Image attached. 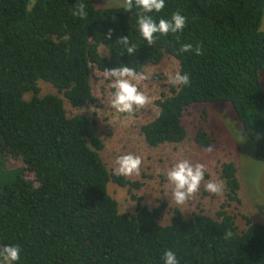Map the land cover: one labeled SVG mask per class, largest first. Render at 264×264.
Listing matches in <instances>:
<instances>
[{"label":"trees","instance_id":"16d2710c","mask_svg":"<svg viewBox=\"0 0 264 264\" xmlns=\"http://www.w3.org/2000/svg\"><path fill=\"white\" fill-rule=\"evenodd\" d=\"M79 2L0 0V244L20 245L17 264H161L166 248L177 252L180 264H264V223L246 216L239 231L224 210L217 219L201 212L185 219L171 208L170 223L159 224L165 203L142 205L131 192L141 183L107 169L93 122L67 116L63 105V99L76 108L93 101V70L122 62L144 71L169 56L190 83L168 84L155 101L158 115L140 126L145 143L182 142L187 108L225 102L254 159L264 164V0H166L156 15L179 11L187 22L181 33L151 46L123 7L83 0L88 15L81 19L72 14ZM124 35L137 45L131 56L120 43ZM186 42L199 45L200 54L180 53ZM42 85L63 99L40 95ZM193 139L201 147L211 142L201 126ZM220 178L226 200L237 201L232 162L221 164ZM108 183L128 188L133 212H119Z\"/></svg>","mask_w":264,"mask_h":264},{"label":"rangeland","instance_id":"374dc122","mask_svg":"<svg viewBox=\"0 0 264 264\" xmlns=\"http://www.w3.org/2000/svg\"><path fill=\"white\" fill-rule=\"evenodd\" d=\"M93 2L95 7L108 8L122 7L123 0ZM260 30L264 31V12ZM176 71L178 64L169 56H165L160 64L147 67L143 72L149 78L140 82L139 87L151 98L150 103L132 114L117 113L108 106L111 91L109 81L104 78V72L96 70L92 71L90 81L93 101L82 107L70 106L62 95L50 86H40V95L57 94L63 99L67 116L84 115L93 122L95 134L104 145L100 156L108 170L112 171V161L119 154L132 152L142 157L140 175L125 178L141 183L138 189L131 192L141 198L142 205L153 208L162 202L165 203L166 207L158 220L159 224L170 223L171 208H177L185 219L198 212L217 219V213L224 210L233 216L239 231L246 228L244 216L251 222L264 223V164L254 159L252 144L243 133L229 104L225 102L194 104L187 108L182 116L186 129V137L182 142L166 143L154 148L145 143L140 126L156 116L158 108L155 101L161 98L162 94L168 93L170 84L168 75ZM259 77L264 89V70L260 72ZM198 126H201L211 138L209 147H201L195 143L193 137ZM178 158L188 159L193 164L199 162L205 165V179L201 182L200 190L183 205H176L172 201L171 186L165 178V170ZM224 162H232L236 168L240 186L237 201L226 200L224 187L219 194L204 191V184L208 181L221 182L224 186L220 178V166ZM107 189L110 196L116 200L119 212L134 211L136 204L131 200L127 187L122 188L114 183H108ZM223 203L225 206L222 208Z\"/></svg>","mask_w":264,"mask_h":264},{"label":"clouds","instance_id":"9594fccd","mask_svg":"<svg viewBox=\"0 0 264 264\" xmlns=\"http://www.w3.org/2000/svg\"><path fill=\"white\" fill-rule=\"evenodd\" d=\"M166 0H123L125 12L135 16V30L138 36L146 43L153 45L158 39L179 34L185 28L187 18L179 11L167 16L156 15L165 8ZM73 16L83 19L88 15L86 4L81 0L72 11ZM177 41L179 36L176 35ZM120 43L128 55L137 50V45L130 42L127 35L119 38ZM194 51L200 54V46L193 48L191 43H182L180 53ZM104 78L109 81L111 89L108 106L117 113L132 114L150 103V97L140 90V82L149 77L143 71H137L130 64L118 63L112 68H105ZM168 81L174 87L188 86L190 83L187 72L168 75ZM158 115V114H157ZM112 174L122 177L139 176L141 173L142 157L132 152L115 156L112 161ZM165 178L171 186V198L176 205H183L200 190L201 182L205 179V165L191 163L188 159L178 158L165 170ZM223 184L217 181H208L204 184V191L219 194ZM230 235V233H229ZM21 247L18 244H0V264H17L21 258ZM161 264H180V258L173 249H164L160 256Z\"/></svg>","mask_w":264,"mask_h":264}]
</instances>
